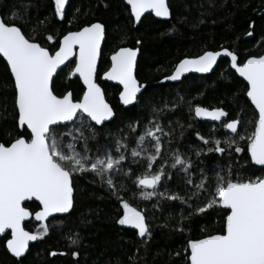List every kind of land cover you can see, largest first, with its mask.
<instances>
[{
  "label": "snow or ice",
  "instance_id": "snow-or-ice-1",
  "mask_svg": "<svg viewBox=\"0 0 264 264\" xmlns=\"http://www.w3.org/2000/svg\"><path fill=\"white\" fill-rule=\"evenodd\" d=\"M124 2L134 24H139L146 13L164 19L172 16L169 0ZM66 4L68 0H54L57 22L65 20ZM30 7L21 5L23 12L17 9L7 18L0 16V58L6 62L11 77V84L4 87L11 89L12 97L11 111L7 104L0 105V234L6 240V250L22 264L19 258L25 256L29 242L49 233L48 223H42L36 232L25 229V221L33 216L25 207L26 201L39 202L40 210L34 213L39 222L55 214H71L76 201L75 181L87 173L98 177L115 196L122 209L117 223L138 230V236L146 238L141 243L147 246L152 231L146 214L121 195L128 192L127 184L120 182L118 187L116 181L117 176L131 179L135 175L131 165L135 164L144 167L132 181L143 200L155 196L184 204L194 201L188 204L191 211L186 216L182 210L179 219L172 218L174 231L190 234L194 217H220L218 230L208 231L205 226L204 235L188 236L183 249L184 264H264V54L249 55L241 61L238 53L229 48L205 50L196 57L182 59L174 72L164 77L177 81L187 72L208 73L218 57H229L232 75L238 74L246 82L243 91L247 101L237 118L231 120H226L229 114L221 107L189 105L195 117L219 122V128L231 133H225L223 141L196 133L204 145H211L206 152L219 154V158L228 161L226 164L206 170L202 160L196 165L179 149L172 152V162L168 164L162 151V136H170L171 129L165 133L155 117L163 109H153L154 118L136 135L135 147L129 146V136L123 133L111 145L99 143L101 129H106L116 116L97 82L105 24L87 23L58 38L48 34L41 42L44 33L38 32L36 25L32 28L34 36L22 30L29 23L25 15ZM50 22L45 18L38 25L47 28ZM249 28L254 30V23ZM246 35L251 37L253 31ZM261 44L264 45V38ZM139 51L138 47H119L111 54L110 66L103 73V79L122 86L119 99L124 106L138 104V94L147 88L136 77ZM65 68L69 69L68 81L82 82V95L78 98L73 90L60 94L55 91L54 78ZM249 108L252 116L246 118ZM127 127L129 134H136L140 122L128 121ZM204 152V148H198L195 155L199 159ZM144 153L147 155L143 159H137ZM157 164L160 166L154 168ZM169 168L185 174V184L190 186L187 198L172 194L167 188L158 191L165 186L164 181L176 174ZM69 239L72 244L79 243L78 236ZM50 254L58 255L55 251ZM72 255L78 253L74 251ZM175 255L181 257L180 252Z\"/></svg>",
  "mask_w": 264,
  "mask_h": 264
},
{
  "label": "trees",
  "instance_id": "trees-1",
  "mask_svg": "<svg viewBox=\"0 0 264 264\" xmlns=\"http://www.w3.org/2000/svg\"><path fill=\"white\" fill-rule=\"evenodd\" d=\"M169 3L172 11L169 21L158 20L150 14L143 18L138 27H135L124 0H71L63 22H57L54 17V0H0V15L7 18L14 10L23 12L21 5H31L25 15L29 23L22 30L26 35L34 36L36 33L32 28L36 25L37 31L44 33L41 42L48 34L58 38L87 23H104L106 41L98 81L116 116L112 122L107 123L106 129H101L99 143L111 145L113 139L123 133L129 136V146L135 147L136 135L141 134L154 118L153 109H163L155 117L165 133L171 129L170 136H162V151L168 164L172 162V152L179 149L196 165H200L202 160V166L208 170L228 161L219 158V154L207 153L206 148L211 145H204L196 133L199 132L209 140L215 136L223 141L224 134L228 132L219 128V124L198 120L194 112L190 111L189 105L193 108L196 105L210 109L221 107L229 114L227 120L236 119L240 107L247 103L243 91L246 82L238 75H232L234 71L227 59L221 60L215 71L208 76L190 75L179 84L159 82L173 73L179 61L196 57L205 50L229 48L238 53L241 61L249 55L264 54V45L261 44L264 38V0H169ZM105 4L108 6L105 7ZM45 18L51 21L47 28L38 25V21ZM253 23L254 30L249 28V24ZM250 30L253 31L251 37L246 35ZM138 39L141 41L139 45L136 43ZM121 46L140 49L137 79L141 84L148 85L139 96V103L129 109L120 104L121 89L101 81L103 73L110 66L111 54ZM68 71L66 68L54 80L55 91L60 94L73 90L74 96L78 98L82 95V83L79 80L68 81ZM6 84H11V77L5 61L0 58V105L7 104L11 111V89H6ZM251 116L249 108L246 118ZM128 121L140 122L136 134H129ZM92 147L95 151V142H92ZM148 147L151 150V146ZM198 148L205 149L199 159L195 155ZM146 155L144 153L137 159H143ZM159 166L154 165V168ZM131 167L135 175L144 171L143 166L132 164ZM127 170L128 162H125V171ZM169 171L176 172L170 168ZM135 175L131 179L117 176L116 181L118 187L120 182L127 184L128 192L121 195L133 207L146 214L152 231L147 246L141 243L146 238L140 239L136 231L117 223L122 214L118 201L106 184L87 173L75 181L74 210L66 217L54 218L48 222L49 233L31 245L28 254L19 259L22 264H184L182 256L188 236L198 238L204 235L202 228L205 226L208 231L218 230L220 217H194L191 233L181 235L173 230L175 222L172 218L179 219L182 210L186 216L191 211L188 204L194 201L189 200L188 204H184L179 200L170 201L155 196L151 200H143L139 195L140 189L132 183ZM196 176L198 177V172ZM184 177L182 171L176 172L172 179L163 182L165 186L158 191L163 192L167 188L170 193L187 198L190 186L185 184ZM133 192L136 193L135 197L132 196ZM27 207L33 214L40 209L37 203L28 204ZM40 225L32 220L25 228L36 232ZM77 236L79 243L72 244L69 237ZM53 251L58 255L52 256L50 253ZM74 251L78 255L73 256ZM177 252L181 253V257L175 255ZM0 264H19L18 259L10 256L6 250L4 238L0 239Z\"/></svg>",
  "mask_w": 264,
  "mask_h": 264
},
{
  "label": "water",
  "instance_id": "water-1",
  "mask_svg": "<svg viewBox=\"0 0 264 264\" xmlns=\"http://www.w3.org/2000/svg\"><path fill=\"white\" fill-rule=\"evenodd\" d=\"M70 1L71 0H68V4H66V9H67V7H68V5H69V3H70ZM148 15H150L149 13H146L145 14V16L144 17H146V16H148ZM154 18H156V19H158V20H161V21H169L170 19H164V18H157V17H155L153 14H151ZM1 16V15H0ZM144 17H142L141 18V21L143 20V18ZM133 20H134V18H133ZM141 23V22H140ZM140 23L139 24H135V27H138L139 25H140ZM105 41H106V39H105ZM105 41L102 43V50H103V47H104V44H105ZM101 58H102V55H101V57H100V59H99V61H98V75H99V67H100V62H101ZM139 58H140V51H139V53H138V56H137V66H138V62H139ZM3 59V58H2ZM223 59H227V60H229V62H230V58L229 57H223V56H221V57H218V59H217V63L213 66V69L210 71V72H208V73H198V72H195V71H191V72H187V73H184L182 76H181V78H180V80H177V81H170V80H165L164 78L159 82V84H167V83H172V84H179V83H181L186 77H188V76H190V75H195V76H208V75H210V74H212L214 71H215V69L217 68V66H218V64H219V62L221 61V60H223ZM6 63V62H5ZM137 66H136V77H137ZM63 67V66H62ZM66 69V68H65ZM64 69V70H65ZM175 70V69H174ZM234 71V70H233ZM174 72V71H173ZM59 73H61V72H58V74ZM98 75H97V82L99 83V81H98ZM238 75V74H237ZM58 76V75H57ZM57 76L54 78V80L57 78ZM240 78V77H239ZM241 80H242V78H240ZM138 80V79H137ZM101 81L102 82H104V83H107V84H110V85H115V86H118L117 84H116V82H114V81H107V80H105V79H103V75H102V77H101ZM139 81V80H138ZM82 83V82H81ZM100 84V83H99ZM145 85H147V84H145ZM101 86V85H100ZM120 89L122 88V86H118ZM147 87H148V85H147ZM101 88H102V86H101ZM103 89V88H102ZM104 90V89H103ZM144 89H142V93L141 94H143L144 93ZM105 92V91H104ZM141 94H138V96H140ZM105 98H106V95H105ZM107 100V99H106ZM119 101H120V99H119ZM108 102V101H107ZM109 103V102H108ZM120 104L122 105V103H121V101H120ZM124 108H127V109H129V108H131V107H133L134 105H129V106H124V105H122ZM115 111V110H114ZM197 118V117H196ZM229 118V115H228V117L226 118V120ZM198 120H200V121H206V122H209V123H212V124H219V122H214V121H211V120H207V119H200V118H197ZM99 127V126H98ZM228 133H230L229 132V130H226ZM231 134V133H230ZM27 203H37L38 205H39V202L38 201H35V200H32V201H26L25 202V205L27 204ZM39 207H40V205H39ZM40 210V209H39ZM69 214H55V216L54 217H49L48 218V220L47 221H45V222H39V221H36L35 219H34V214H33V216L32 217H30L28 220H26L25 221V224H24V226H26V224H28V223H30L32 220H35V222L36 223H38V224H42V223H48L51 219H54V218H58V217H66V216H68ZM146 222H147V220H146ZM125 228H127V229H130V230H134V231H136L137 232V234H138V230H136V229H133V228H131L130 226H124ZM26 229V228H25ZM3 238V235L2 234H0V239H2ZM140 239H144V238H141V237H139ZM37 241H30L29 242V248H28V251L25 253V256L28 254V252H29V250H30V247H31V245H34L35 243H36ZM9 253V252H8ZM9 255L10 256H12L10 253H9ZM24 256V257H25ZM13 257V256H12ZM24 257H22V258H24ZM15 258V257H14ZM22 258H19V259H22Z\"/></svg>",
  "mask_w": 264,
  "mask_h": 264
},
{
  "label": "flooded vegetation",
  "instance_id": "flooded-vegetation-1",
  "mask_svg": "<svg viewBox=\"0 0 264 264\" xmlns=\"http://www.w3.org/2000/svg\"><path fill=\"white\" fill-rule=\"evenodd\" d=\"M28 204H31V203H27V204L25 205V207H27ZM29 210H30V209H29ZM26 230H27V229H26Z\"/></svg>",
  "mask_w": 264,
  "mask_h": 264
}]
</instances>
